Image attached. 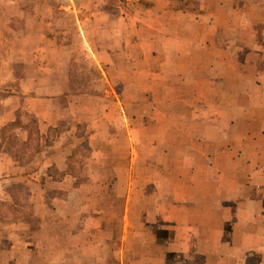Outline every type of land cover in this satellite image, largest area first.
<instances>
[{
    "label": "rangeland",
    "instance_id": "1",
    "mask_svg": "<svg viewBox=\"0 0 264 264\" xmlns=\"http://www.w3.org/2000/svg\"><path fill=\"white\" fill-rule=\"evenodd\" d=\"M13 1L15 13L10 15V10H7V15L12 18V22L7 25V32L18 35L25 32L24 21L29 18L30 28L34 33V48L39 44L35 37L37 31L47 32L52 42L67 48H50L49 55L44 60L51 71L42 81L44 87L35 93L51 94L58 91L62 87L63 76L69 74V80L73 83L72 91L69 97L55 96L56 108L62 115L57 124L48 129L46 141L51 143L60 133L73 127L78 143L67 159L69 168L66 171L71 173L72 178L66 186L58 183L65 174L54 165L48 170L49 177L43 176L36 185L24 178H21V181L12 180L11 176L0 178V198L4 199L0 200V241L8 243L14 240L8 230L11 232L16 229L20 240H31L40 246L43 244L32 252L33 264H46V258L48 261V257L55 252V248H43L46 241L52 244L59 241L62 246H66L65 264H116V252L119 251L117 247L120 246L123 225L124 192L127 188L114 181L123 174L125 159L128 161L129 157H133L138 165L141 164L142 158L145 159V175L150 177L151 182L141 186V197L138 196L139 191L135 192L139 190V186L135 185L136 190H133L131 202L133 206L146 211V224L154 225L153 217L157 218L154 216V209L159 205L155 204V201L159 203L161 199L166 200L164 198L168 199L169 196H189V186H181L182 184L179 185L176 181L179 170L173 168L174 164L185 157H188L192 164L197 162L201 158L200 153H194L201 150L202 146L210 152L215 150L217 145L235 146L234 139L226 138L229 132L236 130L234 126L227 127L228 117L231 119L234 115V108H249L251 102L245 101V96L250 92L257 96H261L262 92L255 88L249 89V73L243 74L240 81H233V75L224 74L223 80L221 77L212 79L215 83H209V91L206 94L209 97L207 102L213 96L218 99L219 104L212 105L201 101L206 99L202 96L201 83L197 84V101L191 104L194 89L189 85L194 84L193 80H201L203 75L187 73L182 81L185 82L187 78L188 86L184 88L186 83L183 82L181 85L184 88L182 92L189 95V104L160 103L159 98L158 103L153 105V98L148 96L158 93L155 89L159 81L151 72L133 70L140 66V55L144 51L149 53V50H153L152 46L145 47V50L138 48L137 36L143 35L153 40L154 37L141 31L139 25L143 24V19L147 16L145 9L155 0ZM169 2V8L189 11V8L193 7L191 0ZM262 2L240 1L247 7L254 6L250 9L251 12L247 13L250 14L248 16L264 19ZM160 17L168 18L169 15L163 14ZM41 18H44L47 21L44 23L47 24L41 23ZM153 42L163 48H168L171 44L166 40ZM245 45L247 44L243 41H238L240 60L245 57L246 60L252 58L246 56L248 47ZM107 51L111 53L117 70L121 71L123 67L129 71L125 76L130 80L131 86L126 95H123L122 83L115 77L118 73L112 71L109 75L105 71L106 59L102 54ZM67 55L70 56L69 62L64 63ZM25 59L30 58H14L18 74H36L41 59L34 61V65L28 66L27 69L23 66ZM145 64L153 68L155 62L150 59ZM136 87L146 89L147 99L142 105H137ZM7 90L9 88L6 86L2 87L0 98L7 94ZM165 91L162 90L163 95ZM83 95L88 100L81 99L82 106L77 107L80 103L79 96ZM69 100L71 107L64 110ZM116 102L122 105H113ZM158 111L165 113L166 118H160ZM37 124L33 115L20 110L19 118L1 129L0 151H9L21 163L30 161L41 149L36 136ZM243 125L242 122L238 127ZM172 128L189 132V136H176ZM24 131H29L30 134L27 142L21 139ZM91 134L93 138L90 144ZM137 156L141 158L137 160ZM63 158L64 155L60 153L56 162L60 164ZM160 165L163 168L160 169ZM28 170L29 173L34 172L33 167ZM198 172L200 173V170ZM228 188H231V185ZM32 196H35L34 199ZM37 199L42 201L40 207L35 206ZM223 203L225 201H215L213 205ZM162 204L163 241L167 242L170 240L169 231H173V228L165 217L167 205L165 202ZM145 214H138V210L131 211L130 224L140 222ZM210 220L212 222L214 218L210 217ZM124 221L128 225L127 217ZM9 225H13L15 229ZM68 242L78 243L77 247L73 249ZM136 253L131 250V256ZM182 255H173L178 264ZM9 256V253L3 256L0 254V258Z\"/></svg>",
    "mask_w": 264,
    "mask_h": 264
},
{
    "label": "crops",
    "instance_id": "2",
    "mask_svg": "<svg viewBox=\"0 0 264 264\" xmlns=\"http://www.w3.org/2000/svg\"><path fill=\"white\" fill-rule=\"evenodd\" d=\"M191 1L193 7L189 8V11L169 8V0H155L144 11L147 16L144 17L143 24L139 25L140 30L152 35L154 41L171 42L168 48H163L162 45L154 44L147 36H137L138 48L145 50V47H153L149 53L144 51L140 55V66L133 70L151 72L159 81L155 89L158 93L148 96L153 98L152 104L155 105L159 98L160 103L189 104V95L182 92L188 86L187 78L185 82L182 81L187 73L203 75L201 80H193L194 84L189 85L194 89L191 104L197 101L198 83H201L202 96L206 98L201 101L212 105L219 104L218 99L213 96V100L210 99L208 103L209 97L206 94L209 91V83H215L212 79L221 77L223 80L224 74L233 75V81L242 80L245 73L251 74L248 80L249 89L261 90L262 95H253L250 92L245 96V101L251 102L249 108H234V115L231 119L228 117L227 127L234 126L236 130L229 132L226 138L234 139L235 146L217 145L212 152L202 146L201 150L194 153H200L201 158L197 162L192 164L189 158L185 157L174 164L173 168L179 170L176 181L179 185L182 184L181 186H189V196H169L168 199L164 198L166 200L161 199L159 203L155 201V204L159 205L154 209V216H157L153 217L154 225H147L146 211L133 206L131 202L133 190H136L134 186H139V190L135 192L139 191L138 196L141 197V186L151 182L150 177L145 175V159L142 158L139 165L133 157H129L128 161L125 159L123 174L114 181L127 188L124 192L123 225L120 246L117 247L119 251L116 252V264H178L173 257L178 253L183 254L179 264H264V19L248 16L250 14L247 13H250L254 6L247 7L246 4L240 3L241 0ZM262 1L264 9V0ZM13 8L15 1L0 0V90L5 86L10 90L0 98V133L5 125L19 118L20 110L27 111L38 122L36 136L41 149L27 163L19 162L9 151L1 150L0 178L11 176L10 179L19 181L24 178L36 185L43 176L49 177L48 170L54 165L65 174L58 183L66 186L72 178L71 173L66 171L69 168L67 159L78 143L75 128L71 127L60 133L51 143H48L46 138L48 129L56 125L62 115L56 108L55 99L62 95L69 97L73 83L69 80V74H65L62 87L58 91L51 94L35 91L44 87L42 81L51 71L44 60L48 57L50 48H67L52 42L47 32L42 31L35 32L39 44L34 48V33L30 28L29 18L24 21L25 32L19 35L7 32V25L12 22L9 16L15 13ZM7 10H10V15H7ZM163 14L169 17H160ZM40 22L47 24L44 23L47 22L44 18H41ZM238 41L247 44L246 56L252 57L251 59H239ZM241 49L240 44L239 50ZM102 55L106 59V73H118L115 77L122 83L123 95H126L131 86L130 80L125 76L129 71L123 67L121 71L117 70L110 52ZM22 56L30 58L25 59V69L41 59L36 74H18L14 58ZM69 58L70 56H65L64 63L69 62ZM150 59L155 62L153 68L145 64ZM182 82L186 83L184 88ZM163 89L166 90L164 95ZM135 95L137 105H142L147 99L146 89L136 87ZM84 96H79L80 103L77 107L82 106L81 99L88 100ZM118 103L120 102L113 105ZM122 103L126 104L124 100ZM70 107L69 100L64 110ZM157 113L160 118L167 116L162 111ZM242 122L244 125L239 128ZM172 131L176 136H189V132L181 129L172 128ZM23 133L21 139L27 142L30 139L29 131ZM123 135L125 136L124 133ZM92 138L91 134L90 144ZM60 153L64 158L58 164L56 157ZM140 158L141 156H137V160ZM29 167H33V173H29ZM161 167L163 168L162 165L159 166L160 169ZM230 185L231 188H228ZM34 197L32 196L33 199ZM36 201L35 206L40 207L42 201ZM215 201L225 203L214 206ZM162 202L167 205L165 217L173 228V231H169L170 240L167 242L163 241ZM240 202L242 204H239ZM133 210H138V214L145 216L140 222L130 224L129 217ZM126 217L128 225L124 221ZM210 217L214 218L212 222ZM10 226L15 229L13 225ZM16 231L8 230L14 240L8 243L0 241V254H10L9 258L1 257L0 264H33L32 252L43 244L40 246L31 240H20ZM57 242L52 244L46 241L44 244L43 248H55L48 261L46 258V264H65L66 246ZM77 244H71L72 248L77 247ZM131 250L132 253H137L131 256ZM90 261H93V257Z\"/></svg>",
    "mask_w": 264,
    "mask_h": 264
}]
</instances>
